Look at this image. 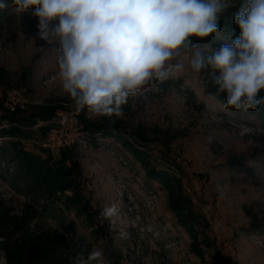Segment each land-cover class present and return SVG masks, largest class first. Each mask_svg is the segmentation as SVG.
<instances>
[{"label":"rangeland","instance_id":"rangeland-1","mask_svg":"<svg viewBox=\"0 0 264 264\" xmlns=\"http://www.w3.org/2000/svg\"><path fill=\"white\" fill-rule=\"evenodd\" d=\"M7 3L10 19L0 28V66L9 73L10 82L5 86L21 84L29 103L72 107L74 101L63 91L58 75L55 49L59 43L49 45L37 37L33 8L17 13L12 0ZM213 36L212 42L196 44L216 48L215 40L226 42L219 32ZM189 58L190 54L179 58L186 70L170 79L192 91L193 97L176 87L157 90L153 81L138 96L129 97L127 118L147 128L156 126L172 137L170 146L185 171L184 189L210 223L201 244L202 256L192 250L188 234L169 209L166 191L148 179L141 165L111 137H98L97 146L89 140L85 146L78 145V172L91 203L100 211L111 204L120 209L112 220L102 218L107 224L103 240H95L72 211L62 212L61 207L35 197L26 182L12 175L14 167L8 172L0 167V200L10 214L19 216L31 207L35 215L29 232L38 226L51 231L65 226L66 251L74 262L81 251L85 256L93 248L104 253L108 242L121 253L122 264L137 260L144 264H264V228L252 227L264 222V125L243 109H225L208 91L213 87L209 72L187 70ZM5 146L0 139V158L9 156V150L2 149ZM77 235L79 247L74 243ZM0 264H6L1 247Z\"/></svg>","mask_w":264,"mask_h":264},{"label":"clouds","instance_id":"clouds-1","mask_svg":"<svg viewBox=\"0 0 264 264\" xmlns=\"http://www.w3.org/2000/svg\"><path fill=\"white\" fill-rule=\"evenodd\" d=\"M12 6L17 13L33 8L37 37L59 43L58 75L77 113L122 118L130 96L186 70L184 54L191 73L209 72L214 97H226L225 109L264 105V0H244L234 17L238 38L218 48H201L191 38L217 34L230 0H12ZM7 7L0 0V10ZM119 212L111 204L100 217L112 220ZM80 240L75 236L77 247ZM103 257L93 248L87 256L78 252L74 264H105Z\"/></svg>","mask_w":264,"mask_h":264},{"label":"trees","instance_id":"trees-1","mask_svg":"<svg viewBox=\"0 0 264 264\" xmlns=\"http://www.w3.org/2000/svg\"><path fill=\"white\" fill-rule=\"evenodd\" d=\"M243 3L244 0H236L219 20L218 32L226 37L225 43H231L239 36L234 17ZM7 9L0 10V28L4 20L10 19ZM191 39L193 43L212 42L214 36L203 40L195 37ZM213 43L216 48L224 44L221 40H215ZM154 82L157 90L166 91L176 87L177 91L193 97L192 91L183 88L179 82L173 84L171 79ZM9 83V73L0 66V87H16L23 92L21 84L5 86ZM208 91L214 97L215 88H209ZM259 95L264 96V90ZM214 98L224 105V95ZM129 105L128 99V103L122 106V118L100 117L87 109L79 112L78 134L86 142L89 140L93 146L98 145V137L117 140L141 165L147 178L160 184L166 191L169 209L177 223L188 234L192 250L202 256L201 244L207 238L206 230L210 223L207 217L196 209L192 196L184 189L182 180L185 171L170 146L172 137L167 133L163 134L156 126L147 128L142 123L130 122L127 118L130 115ZM70 108L68 103L28 102L24 108L18 107L14 111H8L0 99V139L6 142L2 149H8L10 152L9 156L3 155L4 157L0 158V167L6 171L9 167H14L12 175L26 182L28 191L35 197L61 207L62 212L72 211L90 229L95 240H103L107 236V224L102 222L101 211L91 203L85 193L78 172V145L63 147L56 155H52L43 146L46 133L56 128L55 120ZM72 108H75V103ZM245 112L254 115L264 125V105L258 110ZM34 213L35 211L27 206L19 216L10 214V209L0 200V247L4 252L6 264H74L73 258L66 251L68 242L65 233L68 229L62 226L59 230L51 231L38 226L29 232L27 228ZM252 227L264 228V222ZM104 245L105 261L108 264H122L121 253L110 248L108 242ZM132 264L144 263L137 260Z\"/></svg>","mask_w":264,"mask_h":264},{"label":"built area","instance_id":"built-area-1","mask_svg":"<svg viewBox=\"0 0 264 264\" xmlns=\"http://www.w3.org/2000/svg\"><path fill=\"white\" fill-rule=\"evenodd\" d=\"M0 99L3 106L8 111H14L16 108H24L28 101L25 99L20 88L16 87H0ZM56 128L48 131L45 135L43 146L47 148L52 155H56L58 151L71 145L85 146L86 141L80 138L78 126V113L75 108H70L62 113L55 120ZM12 167V166H11Z\"/></svg>","mask_w":264,"mask_h":264}]
</instances>
